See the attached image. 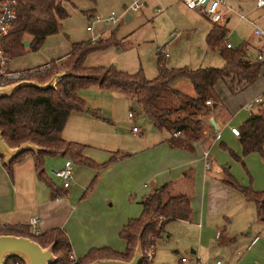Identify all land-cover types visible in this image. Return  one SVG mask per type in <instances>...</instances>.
Returning <instances> with one entry per match:
<instances>
[{"label":"trees","instance_id":"trees-1","mask_svg":"<svg viewBox=\"0 0 264 264\" xmlns=\"http://www.w3.org/2000/svg\"><path fill=\"white\" fill-rule=\"evenodd\" d=\"M15 18L9 31L0 38V50L6 59L36 51L47 35L57 32L60 21L67 17L62 7L67 0H13ZM3 0H0V3ZM227 29L222 24L211 23L205 42L210 48L216 49L223 60L220 68L204 67L198 69L167 68L164 66L163 54L156 52L155 76L146 79L141 71L129 74L115 69L113 66H85V57L94 51L106 48L114 43L113 33L98 40L72 42L68 53L61 58L51 59L48 69L43 73H29L23 80H35L39 83L54 77L53 86L37 88L21 86L8 96L0 97V134L8 147H15L29 142L36 146L34 151H23L1 165L11 177L13 165L20 161L24 154L32 157L36 178L52 188V182L42 169L44 158L59 156L69 159L73 165H86L100 168L120 158L117 153H111L103 163H94L86 157L83 151L86 145L66 141L61 137V130L71 112L85 111L98 117L97 110L87 109L78 96L80 89L95 86L99 89L118 91L128 98H134L142 114L150 121L155 130L164 132L163 142L170 148L192 150V143L201 137L203 121L210 117L211 105L206 100L216 102L212 96L215 83L221 81L229 92H237L252 84L258 77L263 61L248 60L241 45L226 48ZM27 42L24 46L23 42ZM115 44V43H114ZM116 45V44H115ZM58 61V64L55 62ZM40 65L35 66L36 70ZM186 79L193 91L194 97L184 95L172 88L170 83L177 79ZM237 140L241 155L256 153L264 166V102L249 111L246 119L237 126ZM174 133L178 135L174 136ZM219 148L226 151L233 159H240L223 143ZM221 182L239 191L245 201L254 205L255 219L262 224L264 230V182L260 191H253L250 186H241L222 166ZM264 170V167H263ZM91 180L87 189L93 184ZM167 184L151 188L139 200L140 213L135 218L128 219L118 232V237L124 241V249L116 252L108 247L89 249L79 264H86L95 259H118L128 261L133 253L136 238L142 259L139 264H148L145 251L149 244L158 238L164 224L172 219L189 220L191 216L190 197L181 192L172 194ZM55 191H57L55 189ZM0 234H13L27 237L41 247L52 243V255L55 261L51 264H65L69 259L70 244L65 232L59 227H52L37 234H30L28 225H2ZM152 236L153 240L149 237Z\"/></svg>","mask_w":264,"mask_h":264},{"label":"rangeland","instance_id":"rangeland-1","mask_svg":"<svg viewBox=\"0 0 264 264\" xmlns=\"http://www.w3.org/2000/svg\"><path fill=\"white\" fill-rule=\"evenodd\" d=\"M130 1L70 0L71 3L67 4L69 8L80 4L92 7L91 5L94 4L96 15L104 17L112 12L118 19L115 24L109 25L95 24L92 20L86 23L82 14L76 16H82L83 21H81L82 18L70 17L73 31L79 39H87L84 30L86 24L91 27L92 32L89 36L93 38H99L101 30H107L105 37L108 32L113 33L116 45L111 42L106 48L89 53L84 60L85 66L111 65L129 74L140 70L146 79H151L156 73L157 51L166 54L162 61L167 68L185 67L194 70L204 67L220 68L223 65V60L216 49L210 48L205 42L210 24L198 11L187 9L180 0H142L143 5L140 9L124 14L130 17L128 21H124L122 14ZM223 2L237 15H227L226 43L230 48L241 45L244 52L246 46L245 56L254 59L257 51L252 47L256 46L258 50L263 44L256 45L258 37L253 34V30L257 28L263 31L260 25L264 23V11L252 8L248 10L241 4L237 5L236 0H223ZM238 15L243 16V19L238 18ZM52 52H54L52 48H38L36 51L26 52L22 55L23 57L15 58L9 63L10 69L19 68L22 66L21 63L28 64L30 68L42 65L55 58V55L49 56ZM55 63L58 64V61ZM7 64H4L2 68L9 70ZM50 79H53L50 81L53 85V76L40 84ZM170 86L184 95L194 97L190 83L184 78L173 80ZM116 93L96 89L94 86L78 91V96L82 98L84 105L90 110L98 109L97 113L103 118L95 122L96 127L92 131L91 142L82 143L86 145L83 154L98 164L105 162L111 153H117L120 158L100 168L72 164L70 198L72 201L79 202L69 222L79 220L78 225L75 224L76 229H69L71 233L68 235L70 247L72 243L74 251L82 247L86 238H88L87 243L91 242L90 240L95 242L100 238L113 239L110 236L113 229L112 221L137 217L140 213L138 202L151 188L166 180L181 178L183 172L189 167L193 168L196 183L199 182L202 174L201 162L195 161L183 166L185 160L195 158L174 152L164 142H160L165 137V133L155 130L142 114L134 98L127 97L128 100H126ZM229 94L232 93L221 81L213 86L212 96L216 101L221 103L222 95L228 97ZM128 112L131 113V117H128ZM133 126L137 128L135 133L131 131ZM262 148L264 151V144ZM229 149L232 151L230 147ZM224 153L227 152L224 151ZM27 155L29 154H24V157ZM226 155L227 159L239 164V170L243 171L248 181L250 176L245 173L241 150L240 155L235 154L240 161L233 159L228 153ZM250 156L254 157L253 162L262 165V160L256 153ZM62 162L63 159L59 156L46 157L42 165L45 175L59 189H62L60 180L51 177L49 172L61 167ZM92 179H94L93 184L87 189ZM178 181L182 188L181 192L190 197V207L193 210L191 184L187 177ZM192 188L194 190V187ZM196 204L199 205L198 202H195V206ZM227 217L230 220V217ZM185 228L186 225L181 222L167 223L165 230L170 235L167 239L156 240L153 256L164 260L165 264H178L179 258L186 254L184 252L185 237H187ZM188 230L190 235L192 230ZM117 237L118 235L115 234V239Z\"/></svg>","mask_w":264,"mask_h":264},{"label":"crops","instance_id":"crops-1","mask_svg":"<svg viewBox=\"0 0 264 264\" xmlns=\"http://www.w3.org/2000/svg\"><path fill=\"white\" fill-rule=\"evenodd\" d=\"M68 3H71L70 0L62 3V7L67 12V17L60 21L57 32L47 35L39 47L41 49L52 48L54 52L49 54V56L55 55L54 59L66 55L72 42L92 39L98 40L106 36L107 30H101L99 32V38L89 36L91 35L89 33L92 31L91 29L86 30V24L84 30L87 39H79L73 31L70 17L82 18L81 21H83L84 19L82 16H76L82 14L85 18L84 21L88 23L95 14L94 4L91 5L92 7L86 4H80L75 5L73 8H69L67 5ZM236 4H241L245 8H248V10L252 8L254 10L264 11V7L256 8L253 0H236ZM225 7L228 10L223 14L224 21L221 24L224 26L228 20L227 15H236L235 11L230 6L225 5ZM124 17H126V15ZM242 17L238 15V18L243 19ZM129 19L130 17L127 18V21ZM94 23L106 24L104 22ZM209 24L211 25L210 22ZM260 26L264 31V23ZM257 40L256 45L264 43L259 39ZM252 48L257 51L258 47L256 48V46H253ZM245 50L247 51L246 46ZM245 52L243 50L244 56L246 55ZM20 57L23 56L15 58L18 59ZM245 57L250 61L253 59L252 57ZM15 58L8 61L7 67L9 70L30 68L28 64L21 63L22 66H19V68L10 69L9 63ZM94 88L99 89L95 86ZM263 90L264 61L257 79L252 84L245 86L240 91L232 92L228 97L222 95L221 103L218 101L211 102V105L213 103L215 104L213 107L214 110L210 117L203 121L201 137L192 143L191 151L169 147L174 152L186 154L190 158H195L193 160H185L182 164L183 166L189 165L191 162L195 161L202 163V174L198 183H196L195 173L191 167L183 172L181 178L169 179L162 183L169 185L172 194H177L181 193L182 190L178 180L187 177L189 184H191L190 191L193 192V210L191 211L190 219L179 221H177L178 219H172L167 221L159 237L154 239L153 242L155 248L156 240L167 239L169 237L170 234L165 230L167 223L176 221L185 224L186 228L184 230L187 237H185L186 249L184 252H186V254H184L185 256H181L185 257V261L182 262L179 258L178 264H192L194 259H199L204 262L219 260L222 264H264V230L262 224L255 219L254 205L251 202L245 201L237 189L231 188L221 182L223 178L222 166L226 164L228 173L239 185L245 187L249 185L253 191H260L263 188L264 182L263 163L261 165L260 163L253 162L254 157L250 155L254 153L241 157L246 168L245 173L250 176L247 181L243 171H241V169L239 170V164L236 162L234 163L229 158L227 159V153L225 154L224 151L218 148L219 143H224L228 148L230 147L236 155H240V144L237 137L230 133L229 127H237L246 119L249 111L242 109L243 104L250 101ZM114 92H117L116 94L128 100L122 93H118V91ZM85 107L89 109L87 106ZM254 108H256V106H254ZM99 118L103 119L99 114L98 117H95L85 111L71 112L61 130V137L67 141L90 143L92 131L96 127L95 122L100 120ZM210 120H212L213 123H210ZM164 138L160 142H163ZM203 152L207 153L205 158L202 157ZM1 159L0 226L27 225L30 218H35L37 232H43L52 227H59L65 232L69 239L68 235L71 233L69 229H76L75 224L78 225L79 222V220H75L73 223H69L74 211L79 205V202L72 201L70 198L71 184L66 188L59 189V187L55 186L53 183L51 188L39 181L36 178L32 157L30 155H27V157L23 156L19 162L13 165L12 175L9 177L1 165ZM205 163L206 166L204 165ZM192 187H194V190ZM55 189L57 191H55ZM195 202H198L199 205L196 204L195 206ZM138 206L140 208L139 203ZM227 216L230 217V220ZM126 221L127 220L123 219L112 221L113 229L111 230L110 236L113 239L109 238L104 240L100 238L95 242L90 240L91 242L87 243L88 238H86L82 247L77 248L76 251H74L71 243V254L80 258L89 249L98 247H108L116 252L123 251L125 243L119 237L115 239V234L118 235L119 230ZM188 229L192 230L190 235ZM149 261L148 264H165L164 260L155 258V255Z\"/></svg>","mask_w":264,"mask_h":264},{"label":"built area","instance_id":"built-area-1","mask_svg":"<svg viewBox=\"0 0 264 264\" xmlns=\"http://www.w3.org/2000/svg\"><path fill=\"white\" fill-rule=\"evenodd\" d=\"M182 4L187 7L188 9L196 10L201 15H203L210 23H217L221 24L224 21L223 14L227 12V8L225 7V4L223 0H180ZM254 6L256 8H263L264 7V0H253ZM143 5L142 0H131L127 7L124 8V13L122 14V17L125 13H131L136 12L140 7ZM224 8V9H223ZM121 17V18H122ZM239 17H242L239 15ZM15 18V6L13 0H5L0 3V38L6 35V33L9 31L11 27V23L13 19ZM117 17H115L114 13L109 12L108 15L104 17H100L96 14L92 16L93 22H104L109 25H113L117 22ZM90 26H86V30H90ZM253 34L258 37L259 40L264 42V32L262 30H259L255 28L253 30ZM93 41V39L91 40ZM224 46L226 48H230L229 44L226 43V41H223ZM164 56L166 54H163ZM253 60L262 61L264 60V43L262 48L260 47L257 50V55ZM6 59L2 56L1 50H0V86L8 85L11 83H15L18 81H22L26 77V70H29V73H33L35 71L39 73H43L45 70L48 69V63H44L40 65L36 70H34V67L23 69V70H5L2 67L5 64ZM264 102V90L253 97L250 101L243 104L242 109L245 111H251L254 106L262 105ZM205 104L211 105V102L209 100L205 101ZM128 117H131V113L128 112ZM132 132H137L136 127L131 128ZM230 133L237 136L238 135V129L237 127H229ZM174 136L178 135V133H174ZM207 155L206 152L202 153V157L205 158ZM206 166V163L204 164ZM72 163L69 159H64L62 162V166L58 168H54L50 170L49 174L53 178H57L60 180V186L61 188H66L69 186L71 180H72ZM29 227V233L30 234H37V229L35 227L36 225V219L30 218L27 223ZM150 240H153V237H149ZM154 253V246L153 244H149L146 251H145V257L147 260H150L153 257ZM79 258L74 256L73 254H69V259L65 264H79ZM180 261L184 262L185 257H181ZM2 264H26L23 257L19 255H8L5 256ZM192 264H222L219 260H213V261H201L199 259H194Z\"/></svg>","mask_w":264,"mask_h":264},{"label":"water","instance_id":"water-1","mask_svg":"<svg viewBox=\"0 0 264 264\" xmlns=\"http://www.w3.org/2000/svg\"><path fill=\"white\" fill-rule=\"evenodd\" d=\"M127 15L124 17V21H127ZM27 42H23L25 46ZM44 84L37 83L33 80H22L8 85L0 86V97L8 96L11 92L21 86H34L37 88H46L53 86L50 81ZM215 104L211 105L213 108ZM210 123H213L210 120ZM36 146L29 142L21 143L15 147H8L1 138L0 134V157L3 163H7L9 160L17 156L23 151H34ZM19 255L24 258L26 264H51L55 261L52 255V243L46 247H41L35 241L13 234H0V264L5 256ZM142 259V254L139 245V237L136 238L133 253L128 261H122L118 259H95L86 264H139Z\"/></svg>","mask_w":264,"mask_h":264}]
</instances>
